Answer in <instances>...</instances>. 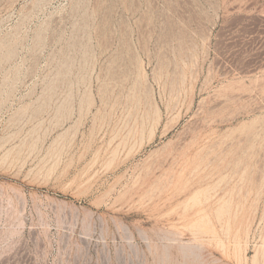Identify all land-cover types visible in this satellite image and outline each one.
<instances>
[{"label":"rangeland","instance_id":"obj_1","mask_svg":"<svg viewBox=\"0 0 264 264\" xmlns=\"http://www.w3.org/2000/svg\"><path fill=\"white\" fill-rule=\"evenodd\" d=\"M0 264H264V0H0Z\"/></svg>","mask_w":264,"mask_h":264}]
</instances>
